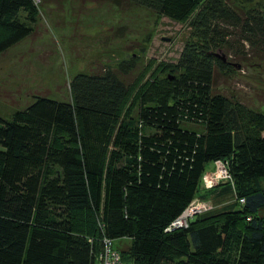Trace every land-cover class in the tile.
<instances>
[{"label": "trees", "instance_id": "16d2710c", "mask_svg": "<svg viewBox=\"0 0 264 264\" xmlns=\"http://www.w3.org/2000/svg\"><path fill=\"white\" fill-rule=\"evenodd\" d=\"M40 1L56 0H0V54L33 34ZM108 1L187 22L193 41L143 81L122 60L75 73L68 101L38 96L0 117V264H96L103 239L120 238V264H264V113L213 90L246 60L243 42L264 52V10ZM217 160L231 180L200 191ZM194 199L210 207L166 231Z\"/></svg>", "mask_w": 264, "mask_h": 264}, {"label": "rangeland", "instance_id": "374dc122", "mask_svg": "<svg viewBox=\"0 0 264 264\" xmlns=\"http://www.w3.org/2000/svg\"><path fill=\"white\" fill-rule=\"evenodd\" d=\"M230 1L236 7L264 10V0ZM37 8L30 24L33 34L0 54V117L5 120L38 96L68 101L69 80L78 72L114 69L120 61L132 59L134 66L126 80L142 74L143 81L158 63L176 62L185 44L193 41L187 22L155 16L142 6L108 0H56L40 1ZM18 19L25 22L23 12ZM243 44L246 60L234 72L217 73L213 90L264 113V52ZM222 51L228 61L233 59ZM213 169L212 162L207 163L204 174ZM204 189L200 183L199 190ZM191 203L198 208L196 212L210 207L198 199ZM128 245V238L110 243L117 252Z\"/></svg>", "mask_w": 264, "mask_h": 264}, {"label": "built area", "instance_id": "2783aa9c", "mask_svg": "<svg viewBox=\"0 0 264 264\" xmlns=\"http://www.w3.org/2000/svg\"><path fill=\"white\" fill-rule=\"evenodd\" d=\"M226 161L217 160L213 162V171L209 174H203L202 182L203 186L210 188L221 181H230V174L227 171ZM239 202L242 203L243 199H239ZM198 208L192 206V203L165 229L169 231L173 228L184 227L186 226V221L190 218ZM104 248L102 252L96 257V264H120V256L117 251L113 250L110 247L108 240L103 239Z\"/></svg>", "mask_w": 264, "mask_h": 264}, {"label": "water", "instance_id": "95a60500", "mask_svg": "<svg viewBox=\"0 0 264 264\" xmlns=\"http://www.w3.org/2000/svg\"><path fill=\"white\" fill-rule=\"evenodd\" d=\"M212 53L213 56H215L216 58L220 59L222 62H226V54L221 50V49H217L215 51L210 52ZM232 66H234L236 69L240 68V65L238 63H231Z\"/></svg>", "mask_w": 264, "mask_h": 264}, {"label": "crops", "instance_id": "0c3cea01", "mask_svg": "<svg viewBox=\"0 0 264 264\" xmlns=\"http://www.w3.org/2000/svg\"><path fill=\"white\" fill-rule=\"evenodd\" d=\"M213 165V164H212ZM195 200V199H194ZM203 202V201H202Z\"/></svg>", "mask_w": 264, "mask_h": 264}]
</instances>
